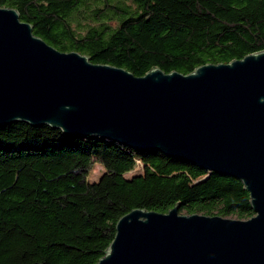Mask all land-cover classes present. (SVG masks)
<instances>
[{"label":"trees","instance_id":"1","mask_svg":"<svg viewBox=\"0 0 264 264\" xmlns=\"http://www.w3.org/2000/svg\"><path fill=\"white\" fill-rule=\"evenodd\" d=\"M60 51L142 76L264 49V0H0ZM136 160L143 166L136 171ZM94 163L98 180L87 179ZM134 170V171H133ZM127 177L125 174L132 172ZM48 125L0 126V264H95L131 209L247 219L240 180Z\"/></svg>","mask_w":264,"mask_h":264},{"label":"water","instance_id":"2","mask_svg":"<svg viewBox=\"0 0 264 264\" xmlns=\"http://www.w3.org/2000/svg\"><path fill=\"white\" fill-rule=\"evenodd\" d=\"M26 122L159 151L240 180L247 219L131 209L95 264H264V49L142 76L60 51L0 6V126Z\"/></svg>","mask_w":264,"mask_h":264},{"label":"rangeland","instance_id":"3","mask_svg":"<svg viewBox=\"0 0 264 264\" xmlns=\"http://www.w3.org/2000/svg\"><path fill=\"white\" fill-rule=\"evenodd\" d=\"M103 167H102V165L101 164H99V163H94V165H93V167H92V169H91V171L89 172V174H88V176H87V179L90 181V182H93V181H96V180H98V178L100 177V175L103 173ZM132 173H133V171L132 172H128V173H126L125 175L127 176V177H129V176H131L132 175ZM182 214V213H181ZM200 214H202V213H200ZM229 218H236L235 216H228Z\"/></svg>","mask_w":264,"mask_h":264},{"label":"built area","instance_id":"4","mask_svg":"<svg viewBox=\"0 0 264 264\" xmlns=\"http://www.w3.org/2000/svg\"><path fill=\"white\" fill-rule=\"evenodd\" d=\"M136 164L137 165L135 166V169H134L135 171L143 166V164L139 160H136Z\"/></svg>","mask_w":264,"mask_h":264}]
</instances>
